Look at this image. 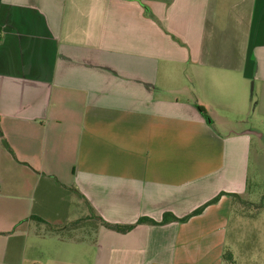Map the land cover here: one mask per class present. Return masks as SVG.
<instances>
[{"label":"crops","instance_id":"crops-1","mask_svg":"<svg viewBox=\"0 0 264 264\" xmlns=\"http://www.w3.org/2000/svg\"><path fill=\"white\" fill-rule=\"evenodd\" d=\"M252 102L264 0H0V264H264V209L240 207L264 133L196 107ZM80 196L122 224L217 199L95 243L52 235Z\"/></svg>","mask_w":264,"mask_h":264},{"label":"rangeland","instance_id":"rangeland-1","mask_svg":"<svg viewBox=\"0 0 264 264\" xmlns=\"http://www.w3.org/2000/svg\"><path fill=\"white\" fill-rule=\"evenodd\" d=\"M174 74L173 72L170 75L174 78ZM173 94L175 93L170 90L156 89L157 96L172 97L174 96ZM206 109L208 111L207 116L213 119L216 129L221 132H225L230 128L240 130L242 127L252 126L264 133L263 104L252 102L243 107L234 106L233 109L231 107L207 105ZM252 140L253 144L250 146V166L248 169L249 175L246 192L254 196V201L249 203L244 201L240 207L242 213L251 210L254 214H258L260 210L264 209V135L262 137L252 135ZM47 230L50 231V228L47 227Z\"/></svg>","mask_w":264,"mask_h":264},{"label":"trees","instance_id":"trees-1","mask_svg":"<svg viewBox=\"0 0 264 264\" xmlns=\"http://www.w3.org/2000/svg\"><path fill=\"white\" fill-rule=\"evenodd\" d=\"M196 107L198 111L206 118V120H209L205 108L198 104H196ZM81 199L82 202L80 203L81 205L79 210L80 212L77 214V216L74 219L66 222L61 226H57V227L47 226L48 228H50V233L52 235L58 236V238L61 240H74V241H85L88 243H95L97 239V229L100 226H103L115 232L125 233L130 229H132L135 225L141 223L165 224L172 221H185L190 216L200 213L206 205L216 201L217 197H214L211 200L205 202L204 204L197 207L196 209H194L184 217L179 218L170 212H165L160 221H156L150 217L142 216L137 218L136 221L133 223H125V224L108 222L104 220L103 218L95 214V212L92 210V208L85 201L84 198L81 197ZM32 218L35 219V221L38 223L40 222L45 223L44 220H42L38 216H32Z\"/></svg>","mask_w":264,"mask_h":264}]
</instances>
